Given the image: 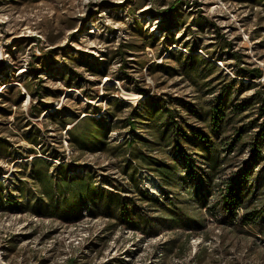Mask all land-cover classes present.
Returning <instances> with one entry per match:
<instances>
[{"label":"rangeland","instance_id":"rangeland-1","mask_svg":"<svg viewBox=\"0 0 264 264\" xmlns=\"http://www.w3.org/2000/svg\"><path fill=\"white\" fill-rule=\"evenodd\" d=\"M166 26L175 60L164 52ZM223 41L231 44L228 51ZM185 44L218 66L198 86L162 69H179ZM240 69H259L261 75L242 77ZM227 85L230 104L214 153L219 171L206 209L192 211L196 223L154 235L89 211L73 222L35 213L39 195L29 176L36 158L50 164L52 176L65 166L75 176L90 173L107 190L127 189H119L127 198L138 190L158 196V182L147 171L125 180L121 157L74 152L65 133L72 125L63 130L59 118L100 117L116 145L127 135L118 122L130 109L110 117L114 100L134 106L176 99L206 118ZM263 100L264 0H0V189L5 200L22 195L25 204L0 206V264H264V186L234 221L220 207L211 211L225 183L252 161L247 145L257 137L263 148L250 185L264 173ZM187 121L204 130L199 118ZM229 146L235 150L230 154ZM152 155L161 158L162 152Z\"/></svg>","mask_w":264,"mask_h":264},{"label":"trees","instance_id":"trees-1","mask_svg":"<svg viewBox=\"0 0 264 264\" xmlns=\"http://www.w3.org/2000/svg\"><path fill=\"white\" fill-rule=\"evenodd\" d=\"M169 27L162 28L163 39L166 40L164 52L175 60V54L169 50V44L174 40L166 34L169 33ZM223 46L226 51L231 48V44L224 41ZM184 50L187 55L179 53L177 56L182 63L179 69L173 66L162 67L168 76L172 77L179 72L188 78L193 86H198L201 80L208 79L218 69L214 61L198 54V51H201L198 47L185 44ZM228 55L231 59L240 61L238 55ZM239 71L242 77L251 79L261 75L259 69ZM220 92L209 106L206 118H201L195 109L176 99L162 102V105L157 99H152L145 103H136L134 106L114 100L111 102L114 111L109 114L110 117L115 119L116 113L130 109L127 117L118 122L121 129L127 130V135L116 145L108 141L111 128L100 117H84L77 122L72 118H59L63 130L66 125H72L65 133L74 152L82 155L100 153L121 157L119 171L125 180L132 182L141 171H147L158 182L154 186L158 196L156 198L148 192L138 190L131 198H127L120 191L127 189L107 190L96 185L90 173L75 176L72 168L70 172L65 166H58L56 175L52 176L49 174L50 164L42 158H36L29 176L39 195L33 204L35 213L62 222H73L81 219L83 212L89 211L93 216L116 221L129 229L146 228V233L154 235L196 223V216L192 211L205 208L206 202L212 196V176L219 171L220 161L214 154L217 152L216 138L221 134L223 123L226 122L225 111L230 104L232 88L227 85ZM176 110L187 111L188 115L181 117ZM259 112L263 119L261 126L264 133V102ZM190 117L199 118L205 131L190 126L187 121ZM139 130L147 134V137L138 134ZM33 141L35 143V138ZM247 148L252 152V161L246 164L233 180L225 183L223 192L218 194L216 206L211 208L213 211L220 207L223 217L231 221L236 220L243 204L250 202L247 198H253L264 186L263 171L257 174L255 183L251 184L254 186L250 185L252 166L260 157L263 144L257 137ZM154 151L162 152V157L153 156ZM225 151L230 154L235 150L229 146ZM4 205L17 208L25 206L22 195L5 200L0 189V206ZM258 216L261 217L259 213L250 214V217Z\"/></svg>","mask_w":264,"mask_h":264}]
</instances>
